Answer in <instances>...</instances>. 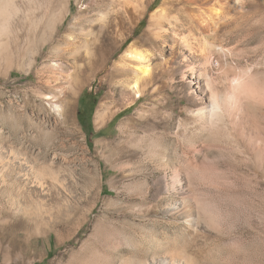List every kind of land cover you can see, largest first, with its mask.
Instances as JSON below:
<instances>
[{
  "label": "rangeland",
  "instance_id": "rangeland-1",
  "mask_svg": "<svg viewBox=\"0 0 264 264\" xmlns=\"http://www.w3.org/2000/svg\"><path fill=\"white\" fill-rule=\"evenodd\" d=\"M138 1L0 0V155L31 158L49 190L0 167V264H264V0H220L215 36L173 11L162 40L149 20L165 0L134 24ZM237 78L257 89L247 103ZM206 84L228 94L220 123L196 115ZM185 198L196 231L169 212Z\"/></svg>",
  "mask_w": 264,
  "mask_h": 264
},
{
  "label": "bare ground",
  "instance_id": "bare-ground-1",
  "mask_svg": "<svg viewBox=\"0 0 264 264\" xmlns=\"http://www.w3.org/2000/svg\"><path fill=\"white\" fill-rule=\"evenodd\" d=\"M139 1H138V4H139L138 6H141V8L138 9L137 12L135 13L134 24L137 23L138 21H140L145 16L147 10L156 3V0H146V1L139 0ZM220 5H221L220 0H165L163 5L161 6V8L156 10L155 12H153V14L149 20V29H151V30L154 29L155 37L158 40L159 39L162 40L164 38L166 39V37H167L166 35L171 32L170 31L171 28H169L170 23L169 24L165 23V19L167 16H172L174 19H176L177 16L176 15L173 16L172 12L173 11H179V12H183L185 15H187L189 17V20H190L192 26H194V27H191V29H192L191 30V33H192L191 36H196L200 32L199 29H196V27H195L196 25L199 26V28L205 26L206 27L205 32L208 33L210 36H213V35L215 36L217 33V26L221 23V19L223 16V13L220 12L221 11ZM60 12L61 13L58 16H56L55 19H53V22L58 20L57 19L58 17L60 19L61 16H63L62 14L66 12V9L60 10ZM61 20H62V18H61ZM168 35H170V34H168ZM181 40H182V42H184L185 46L189 47V49L191 51V52H189L190 54L194 53L192 55H195L197 53L196 46L195 45H194L195 47L192 46L190 39L186 38V39H181ZM133 45L134 44L132 43L130 48H132ZM129 51H132V50L130 49ZM200 51L202 52V50H200ZM203 54H205L204 51H203ZM132 55H134V54H132ZM134 56H136V55H134ZM136 57H139V56H136ZM140 59H142V57ZM143 60H145V59H143ZM165 65H168L167 61H166ZM141 67H140L142 69L141 74H140L141 77L138 80H136L134 85L131 87L133 93L136 95L135 100L140 99L144 95V92H145L144 88L146 87V85H148L147 83H149V81L151 80L150 71L153 72V70H151L150 60L148 61L146 59V61H144L143 66H141ZM159 67H160V65H159ZM162 67H163V64H162ZM161 71H163L162 68H161ZM200 78L201 77L199 76V79ZM202 79H205V75H203ZM238 80H239V78H237V84H240L239 86L242 88L244 94L246 95V96L244 95L243 99H245L246 103H247V100L250 101L249 98L252 96V91L254 92V90L247 89V86H250L254 89H256V88L254 86H252L253 84L251 85V83L247 84V82H244L242 84V83H239ZM144 84H145V86H144ZM227 86L224 89H226ZM258 92H259V90H258ZM258 92H256V98H257ZM237 93H238V91H237ZM262 93L263 92H261V94ZM241 95H242V93H241ZM201 101H203V103L200 107V110L196 113L197 117H200V119L205 118L206 120H209L211 122H213V121L215 122L217 120L218 123H220L219 121L222 118H225L224 116H226L227 114H230L228 94L223 93L218 88H216V89L213 88V86H211V84H206L204 100H201ZM249 101H248V103H250ZM73 104L71 105L70 109L66 113H67L69 121H71L72 124L75 125ZM246 106H245V108H246ZM61 109H62V107H57V112H59V114H62L61 111H63V110H61ZM106 114H107V107L103 104L101 106L100 111L98 112V115H97V124L98 125L102 124L105 121ZM255 144H257V143H255ZM255 144H254V146H256ZM188 160H190V159L188 158L186 160L187 162H186L185 166H187L190 163ZM0 167H2L4 172H7L9 174L11 173L10 169H12L13 170L12 174H13V177L16 178V181L20 184H24L25 187L26 186L29 187V191L27 192L28 195L31 196V194H35V193H37L38 195L39 194L47 195L49 193L48 186L45 183V177H44L45 174H43V171L37 167L36 162H33L31 160V158L24 156L21 153H16L13 150H8L7 152H5V157H2V155H0ZM37 174H40L41 176H37ZM169 212L171 215L180 217L184 221V223L186 224L187 228L191 231L192 230L196 231L201 225H203L206 222L205 219L201 216L199 208L192 205L190 203V200L186 199V198L181 200L180 202L173 204L172 207L169 208ZM146 264H199V263L192 258L186 257L185 254H183V253H178V254L171 255L169 261H167V260H164V261L153 260L150 263H146Z\"/></svg>",
  "mask_w": 264,
  "mask_h": 264
},
{
  "label": "trees",
  "instance_id": "trees-1",
  "mask_svg": "<svg viewBox=\"0 0 264 264\" xmlns=\"http://www.w3.org/2000/svg\"><path fill=\"white\" fill-rule=\"evenodd\" d=\"M140 27H142V24H140L139 29H140ZM137 31H138V30H137Z\"/></svg>",
  "mask_w": 264,
  "mask_h": 264
}]
</instances>
